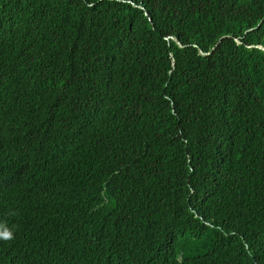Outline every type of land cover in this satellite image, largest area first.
I'll list each match as a JSON object with an SVG mask.
<instances>
[{
	"label": "trees",
	"instance_id": "1",
	"mask_svg": "<svg viewBox=\"0 0 264 264\" xmlns=\"http://www.w3.org/2000/svg\"><path fill=\"white\" fill-rule=\"evenodd\" d=\"M3 232L0 264H264V0H0Z\"/></svg>",
	"mask_w": 264,
	"mask_h": 264
},
{
	"label": "clouds",
	"instance_id": "2",
	"mask_svg": "<svg viewBox=\"0 0 264 264\" xmlns=\"http://www.w3.org/2000/svg\"><path fill=\"white\" fill-rule=\"evenodd\" d=\"M11 238H12V233L11 232L0 233V239L8 240V239H11Z\"/></svg>",
	"mask_w": 264,
	"mask_h": 264
},
{
	"label": "water",
	"instance_id": "3",
	"mask_svg": "<svg viewBox=\"0 0 264 264\" xmlns=\"http://www.w3.org/2000/svg\"><path fill=\"white\" fill-rule=\"evenodd\" d=\"M150 21L152 22V19L150 18Z\"/></svg>",
	"mask_w": 264,
	"mask_h": 264
}]
</instances>
